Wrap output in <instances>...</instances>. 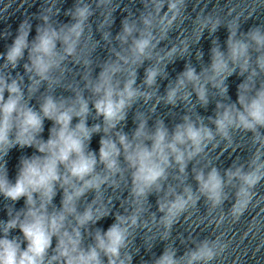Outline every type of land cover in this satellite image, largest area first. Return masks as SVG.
I'll list each match as a JSON object with an SVG mask.
<instances>
[{
    "label": "clouds",
    "instance_id": "obj_1",
    "mask_svg": "<svg viewBox=\"0 0 264 264\" xmlns=\"http://www.w3.org/2000/svg\"><path fill=\"white\" fill-rule=\"evenodd\" d=\"M140 3L134 13L122 9L121 0H74L62 23L56 19L60 0H42L38 14L19 24L0 53V198L7 202V218L0 220V264H133L138 237L146 251L154 246L151 226L163 227L166 239L201 200L211 209L230 203L227 214L238 222L264 182V24L241 30L242 21L264 4L250 6L246 15H232L230 7L225 23L204 8L191 17L189 0ZM118 10L128 14L113 35ZM33 18L38 22L30 38ZM221 26L228 31L226 47L213 39L210 64L197 71L187 61L169 79L168 65L188 57L205 31L214 36ZM100 48L106 51L103 59L95 55ZM202 57L198 49L196 59ZM234 74L243 79L232 102L227 80ZM160 80H168L163 94ZM213 102V115H200L197 109ZM160 105L181 106L179 122L169 128L156 116ZM130 112L135 127L125 132ZM45 121L52 122L47 139ZM95 134H100L98 153L90 148ZM235 134L248 137L244 163L223 175L216 166L205 171L194 165L210 147L223 144L227 151L237 143ZM26 148L33 153L19 158L10 179L7 156ZM189 165L195 189L183 179ZM170 178L179 190L166 186ZM122 192L127 195H117ZM151 195L157 197L156 212L149 206ZM114 199L121 211H113ZM110 215L114 222L107 230L96 226ZM226 247L216 239L182 254L165 247L151 264H212L217 248Z\"/></svg>",
    "mask_w": 264,
    "mask_h": 264
},
{
    "label": "water",
    "instance_id": "obj_2",
    "mask_svg": "<svg viewBox=\"0 0 264 264\" xmlns=\"http://www.w3.org/2000/svg\"><path fill=\"white\" fill-rule=\"evenodd\" d=\"M42 0H0V34L5 32L11 35L8 38H3L0 35V53L5 52L6 47L12 43V38L16 34V30L19 24L26 17H33L38 14L41 7ZM74 0H60L59 7L61 8V14L56 17L59 22L66 23L69 17L63 13L65 10L72 7ZM264 4V0H189L187 12L191 17H195L197 12L204 8L206 12L213 11L216 15L221 17V20L227 23L231 17L227 15L228 9L234 7L232 15L244 12L247 14V10L252 5ZM5 5H9L5 10ZM194 5H196L194 7ZM215 6V7H214ZM121 8H127L129 11L138 13L142 8L140 0H121ZM128 13L127 11L118 10L114 14V24L111 28L113 35H115L121 28V20ZM38 21L33 18V29L30 34V38L35 36V25ZM264 24V8L258 9L252 17L242 21L241 30L246 32L249 28ZM93 26H95V18H93ZM185 28L191 29V23L185 22ZM177 33H170V39L174 40ZM228 37V31L226 27L221 26L214 36H209L205 31L203 37L198 44H192L190 48V55L184 59H177L174 63L169 64L167 71L169 73V79H175V77L184 70L185 63L190 61L197 71L201 66L210 64L211 48L213 39H217L222 48L226 47V40ZM99 39V35L96 36ZM168 43V42H165ZM162 47L164 44L161 45ZM200 50L203 53L202 60L196 59V52ZM96 57L103 59L106 56V51L100 48L95 53ZM147 67V62L145 64ZM17 71L22 72L23 69L19 68ZM98 71V69H97ZM144 68H140L138 71V82L143 78ZM242 77L232 75L228 78V96L232 102L237 100V87L242 82ZM160 85V93L163 94L168 80L158 81ZM58 94H60L58 92ZM67 95V93H63ZM35 103V101H33ZM215 109V102L211 103L207 109L198 108L197 111L200 115L208 117L213 115ZM183 114V108L181 106L175 109H170L164 105H160L157 109L156 116L163 118L165 123L171 128L175 123L179 122L180 116ZM155 118V117H154ZM92 121L89 120V124ZM151 124V121H150ZM52 126L51 121H45L43 137L48 138L49 128ZM135 127L132 118V112L129 113L125 132H131ZM237 143L233 144L227 151H222L224 145L219 147H210L209 150L194 161V165L197 167H203L205 171L209 170L211 166H216L221 174H224L226 169L242 164L247 160L249 151L246 145L249 143L248 137L242 134H235ZM99 139L100 134H95L90 142V148L98 153L99 151ZM33 149H13L7 156V168L9 178L13 179L16 175L17 164L19 158L22 155H31ZM193 165H189L188 173L183 179L186 184H190L193 189L196 188V182L193 178L192 169ZM174 186L177 190L181 185L176 179L170 178L167 181L166 186ZM226 192L231 193V188H226ZM111 195V193H108ZM117 195H127L126 192L118 193ZM91 196L88 197L90 199ZM156 195H151L148 198L149 206L153 212H156ZM60 196L55 198V203L59 204ZM7 202L0 198V220L6 219L5 204ZM23 200L16 203L17 209L23 206ZM113 211H121L120 201L114 199ZM230 208V203L226 202L220 208L211 209L206 206L204 200H201L197 207L192 208L185 216L181 217L167 235L166 239H162L164 236V229L160 225L151 226L152 232L149 234L152 237V244L150 251H146L144 241L139 237L136 240V246L139 247V253L134 256L133 264H151V261L162 254L165 247H173L178 250V254H182L185 251L192 249L198 245L200 241L208 239H216L218 244L227 245V247L221 252L217 248L218 256L212 264H264V182L257 186L255 196L250 204L248 210L239 219L238 222L233 223L230 215L227 214ZM157 215H159L157 213ZM114 222L113 216H108L97 223V227L107 230V228ZM18 235L17 232L13 233Z\"/></svg>",
    "mask_w": 264,
    "mask_h": 264
}]
</instances>
